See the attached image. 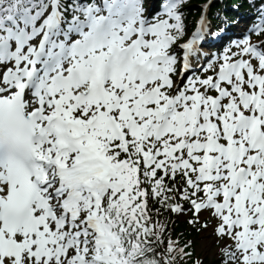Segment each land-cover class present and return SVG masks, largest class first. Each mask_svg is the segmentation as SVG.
I'll list each match as a JSON object with an SVG mask.
<instances>
[{
  "label": "snow or ice",
  "instance_id": "1",
  "mask_svg": "<svg viewBox=\"0 0 264 264\" xmlns=\"http://www.w3.org/2000/svg\"><path fill=\"white\" fill-rule=\"evenodd\" d=\"M250 2L204 51L211 0H0V264H264Z\"/></svg>",
  "mask_w": 264,
  "mask_h": 264
},
{
  "label": "trees",
  "instance_id": "2",
  "mask_svg": "<svg viewBox=\"0 0 264 264\" xmlns=\"http://www.w3.org/2000/svg\"><path fill=\"white\" fill-rule=\"evenodd\" d=\"M198 1H201V0H195L194 2H198ZM236 1V0H235ZM238 1H241L243 3V7H247V3H246V0H238ZM191 12H192V9H191ZM186 224V223H185ZM185 224L181 223V222H178L177 225H176V230L177 231H180V230H183L185 228ZM191 229V228H190ZM186 230V229H185ZM189 230H186V233L188 232ZM191 234H197V232L192 229V231L190 233L187 234V236H190Z\"/></svg>",
  "mask_w": 264,
  "mask_h": 264
},
{
  "label": "rangeland",
  "instance_id": "3",
  "mask_svg": "<svg viewBox=\"0 0 264 264\" xmlns=\"http://www.w3.org/2000/svg\"><path fill=\"white\" fill-rule=\"evenodd\" d=\"M211 240V237H206V238H201V235L200 237L198 238V240L196 241V244L198 247H202L203 245L207 244L208 242H210ZM209 257H212V249L209 247L207 248V258Z\"/></svg>",
  "mask_w": 264,
  "mask_h": 264
}]
</instances>
